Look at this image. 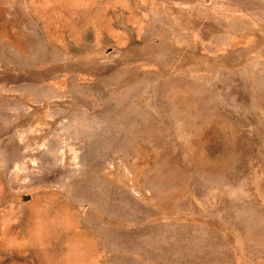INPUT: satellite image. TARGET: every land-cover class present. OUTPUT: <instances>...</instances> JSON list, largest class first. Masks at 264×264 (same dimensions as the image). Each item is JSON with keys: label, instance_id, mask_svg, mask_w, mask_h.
Listing matches in <instances>:
<instances>
[{"label": "rangeland", "instance_id": "rangeland-1", "mask_svg": "<svg viewBox=\"0 0 264 264\" xmlns=\"http://www.w3.org/2000/svg\"><path fill=\"white\" fill-rule=\"evenodd\" d=\"M0 264H264V0H0Z\"/></svg>", "mask_w": 264, "mask_h": 264}]
</instances>
